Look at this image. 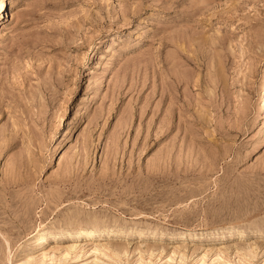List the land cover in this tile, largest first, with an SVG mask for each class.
Instances as JSON below:
<instances>
[{"label": "rangeland", "instance_id": "obj_1", "mask_svg": "<svg viewBox=\"0 0 264 264\" xmlns=\"http://www.w3.org/2000/svg\"><path fill=\"white\" fill-rule=\"evenodd\" d=\"M261 100L264 0H0V264H264Z\"/></svg>", "mask_w": 264, "mask_h": 264}, {"label": "bare ground", "instance_id": "obj_2", "mask_svg": "<svg viewBox=\"0 0 264 264\" xmlns=\"http://www.w3.org/2000/svg\"><path fill=\"white\" fill-rule=\"evenodd\" d=\"M258 118H259L258 122L260 124L263 123V121H264V100H261V104H260V107H259ZM262 142H263V140L260 141V144H262ZM106 232L112 233V231H109V230L106 231ZM98 233L99 232H94V229H85V230H81V231L73 233V234L71 232H65V233L57 234L55 236H52L57 242H71L72 244L66 245L64 248H60L61 250H59V251H58V248L57 249L55 248L56 247L55 246L54 247L55 250L53 248L52 252L51 251L50 252H39V255L36 256L37 258L36 257L35 258H33V257L31 258L30 257L28 259H24V260L22 259L23 261L21 260L20 263L21 264H46V263L47 264H52V263H56V262L58 263V262H61V261L64 262L65 259L70 260V257H71L70 255H72V254L74 255V259H76V258H78V253L82 252V250L80 248L81 246L79 244L76 245L77 241H79V239H81V238H87V237L89 238V236H91V238L95 237V234H98ZM49 237L50 236H49V233L47 231H42V234L40 235V237L38 239H36V245L39 246L38 249H43L44 247L48 246ZM104 247L105 246H101V245H98V244L93 245L92 248L90 247L91 248V252H89V253H94V254L96 253V254L104 255V253L102 252L104 250ZM106 249H107V247H106ZM54 253H57V255H55ZM173 254H176V253H173ZM170 259H172V257ZM170 259H168V260H170ZM215 260L220 261L221 259L217 255L215 257ZM20 263H18V264H20ZM200 263L203 264V262H200ZM218 263H220V262H218Z\"/></svg>", "mask_w": 264, "mask_h": 264}]
</instances>
